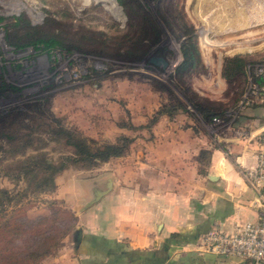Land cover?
Here are the masks:
<instances>
[{
	"label": "rangeland",
	"instance_id": "obj_1",
	"mask_svg": "<svg viewBox=\"0 0 264 264\" xmlns=\"http://www.w3.org/2000/svg\"><path fill=\"white\" fill-rule=\"evenodd\" d=\"M115 1L116 6L106 0H0V115L25 111L28 103L38 102L48 119L98 141H112L121 134L131 138L143 125L151 124V116L146 120L144 116L164 104L170 107L175 100L160 88L162 83L188 108H178L173 115L179 121L183 116L190 118L213 141L224 145L229 139L220 137L234 135L238 127L250 132L239 121L264 108V84L256 73L264 63V0H134V6L128 0L125 5ZM117 10L122 18L116 17ZM19 15L37 26L39 33L64 38L78 35L76 43L83 49L10 44L6 31ZM191 32L196 34L201 61L179 78L175 70L182 60L181 42ZM126 34L141 39L140 53L147 49L146 53L129 55L118 50V40ZM235 53H249L251 58L242 74L227 78L222 73L223 61ZM153 54H162L167 65L149 61ZM187 87L194 95L225 104L226 116L217 117L218 122L203 119L185 94ZM142 120L146 121L143 125L139 124ZM259 120L264 122V116ZM260 132L251 138L257 140ZM63 145L50 140L46 148L56 157ZM9 160L0 162V186L12 188L14 183L3 173ZM103 164L63 169L53 191L29 193L19 203L8 205V210L22 207L35 216L47 213L55 199L75 210L73 206L85 197L83 190H88L84 179L104 169ZM65 238L44 263L64 247Z\"/></svg>",
	"mask_w": 264,
	"mask_h": 264
},
{
	"label": "crops",
	"instance_id": "obj_2",
	"mask_svg": "<svg viewBox=\"0 0 264 264\" xmlns=\"http://www.w3.org/2000/svg\"><path fill=\"white\" fill-rule=\"evenodd\" d=\"M157 110L143 118H152ZM257 110L239 121L251 134L264 129L259 120L264 108ZM200 130L190 118L179 121L167 114L143 125L123 155L105 161L104 169L84 179L88 190L73 209L89 200L95 188L104 187L109 176L112 188L89 207L74 210V231L46 263L248 264L243 257L200 246L203 232L213 224L231 232L236 223L258 219L255 191L244 174V167L256 165V139L235 137L222 145ZM201 148L211 149L205 172L199 170Z\"/></svg>",
	"mask_w": 264,
	"mask_h": 264
},
{
	"label": "trees",
	"instance_id": "obj_3",
	"mask_svg": "<svg viewBox=\"0 0 264 264\" xmlns=\"http://www.w3.org/2000/svg\"><path fill=\"white\" fill-rule=\"evenodd\" d=\"M119 1L125 5L126 0ZM128 2L132 6L136 3L134 0ZM138 4L141 5L139 2ZM151 22L154 24L152 19ZM10 24L11 29L6 31V39L12 45L18 47L39 45L44 50L54 46H60L65 50L83 49L81 44L76 43L79 40L78 35L64 38L57 33H39L37 26L31 25L21 15L14 16ZM117 32L120 35L123 30L119 29ZM126 35L125 39L118 40L120 43L118 50L129 55L140 53L139 43L143 41L138 37ZM145 51L147 49L142 52ZM181 52L182 60L175 70L179 78L196 68L201 61L195 33L191 32L183 39ZM250 58L249 53L226 56L222 66L223 75L229 78L235 74H242ZM257 80L262 83L260 78ZM160 86L170 93L171 99L175 100L171 102L170 107H166L167 104L162 105L151 118V122L161 114L172 116L178 108L188 111L183 101L175 96L169 87L162 83ZM185 94L206 121L226 116L227 106L222 102L194 95L188 87ZM52 121L55 120L48 119L45 108L38 102L28 103L25 111L14 110L0 115V162L10 159L5 161L3 173L14 183L12 188L0 186V264H46L44 259L75 228L78 221L75 211L63 205L62 200H52L47 213L35 216H29L22 207L19 210H8V205L19 203L29 193L53 191L57 187V174L63 169L69 167L89 169L110 158L123 155L132 139L121 134L112 141H98L66 127L59 120L54 124ZM50 140L64 144L62 148L56 150V157H53L51 151L46 148ZM210 156V148L199 150L201 172H205L203 164L209 161Z\"/></svg>",
	"mask_w": 264,
	"mask_h": 264
},
{
	"label": "built area",
	"instance_id": "obj_4",
	"mask_svg": "<svg viewBox=\"0 0 264 264\" xmlns=\"http://www.w3.org/2000/svg\"><path fill=\"white\" fill-rule=\"evenodd\" d=\"M256 73L264 84V63ZM212 121L218 122L219 119L215 117ZM226 128H229V125ZM233 131L234 135H224L220 138L226 140L242 136L248 139L252 137L251 132H245L241 127L234 128ZM256 142L258 143L256 165L244 167V174L248 184L255 191L252 203L258 208V219L236 223L231 232L223 230L218 224H213L203 232L200 246L204 251L243 257L248 260V264H264V129L259 133Z\"/></svg>",
	"mask_w": 264,
	"mask_h": 264
},
{
	"label": "water",
	"instance_id": "obj_5",
	"mask_svg": "<svg viewBox=\"0 0 264 264\" xmlns=\"http://www.w3.org/2000/svg\"><path fill=\"white\" fill-rule=\"evenodd\" d=\"M149 61L154 62L155 64H158V65H161L162 67H165L167 65V60L162 54L151 55L149 58ZM209 176L213 177L214 175L209 174ZM112 183H113V178L111 176L107 177V179L104 181V187L95 188L93 191L92 197L89 200H87L85 203L76 205L74 209H76V211H80V210H83L89 207L96 201H98L105 193L111 190ZM77 232L78 233H77L75 242L78 244L81 239V230L78 229Z\"/></svg>",
	"mask_w": 264,
	"mask_h": 264
},
{
	"label": "bare ground",
	"instance_id": "obj_6",
	"mask_svg": "<svg viewBox=\"0 0 264 264\" xmlns=\"http://www.w3.org/2000/svg\"><path fill=\"white\" fill-rule=\"evenodd\" d=\"M106 1H108V3L110 2V3H112V5L114 6L115 5V3H117L115 0H106ZM259 3V2H258ZM116 6V5H115ZM115 13H116V17H120V18H122V13H121V11L120 10H117V11H115Z\"/></svg>",
	"mask_w": 264,
	"mask_h": 264
}]
</instances>
